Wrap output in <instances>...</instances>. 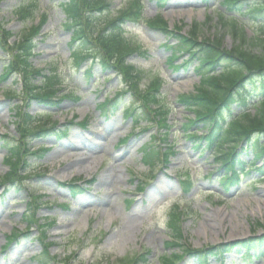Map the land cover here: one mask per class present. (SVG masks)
I'll use <instances>...</instances> for the list:
<instances>
[{
	"label": "rangeland",
	"instance_id": "374dc122",
	"mask_svg": "<svg viewBox=\"0 0 264 264\" xmlns=\"http://www.w3.org/2000/svg\"><path fill=\"white\" fill-rule=\"evenodd\" d=\"M19 1L0 0V23L14 34L11 40L30 25V22L18 21L12 14L13 6ZM38 1L47 13V21L28 61L46 71L48 63H52L64 81L62 92H74L62 100L57 109L48 111L32 102L29 111L43 115L49 112L51 120L60 123L68 122L71 117L86 119V124L72 127L63 139L53 134L35 139L27 135L21 141L19 127L13 123L14 107L19 100L6 95L8 90L18 89L17 74L13 72L5 81H0V135L14 137V142L6 144L5 149L0 142V175L7 172L4 163L7 151L14 152L25 146L30 152L39 150L36 155L24 156L28 166L20 179L13 184H0V264H42L44 258L35 256L44 246L48 247L49 256L55 255L57 264H65L60 259H68V264H116L119 259H133L138 253H145L148 259L145 264H158V256L183 249L165 246L169 239L166 220L172 203L183 208L179 223L183 245L216 246L264 234V182L246 185L249 177L242 178L239 187L221 197V188L215 180L218 174L213 170L211 158L193 150V142H184L179 134L174 139L173 133L186 114L176 99L179 94L190 92L198 82L194 64L174 66L187 55L169 62L170 52L163 44L167 39L160 32L143 22L124 28L126 37L137 48L128 61L145 70L142 87L155 76L161 78L159 101L167 111L165 126H158L149 115L136 128L132 117L121 114L119 100V109L113 115L98 108L105 95L111 97L116 88L122 86L119 75L102 74L95 67L90 79L84 80L81 75L86 62L76 68L68 61L69 33L62 26L64 15L59 7L62 0ZM125 1L111 0L113 8H119ZM143 2L146 19L159 14L171 27L177 24L187 31L192 22H203L209 16L211 20L204 26V32H218L216 19L220 7L217 0ZM238 19L248 32L259 25L244 16ZM223 34V45L229 47L230 35L225 30ZM173 43V40L168 41V44ZM6 61L5 51L0 46V73ZM130 99L125 94L123 103ZM142 145H147L148 150H165L168 160L152 167L145 165L141 160ZM260 163L259 160L256 165ZM187 174L193 185L188 193H183L180 178ZM71 179L91 183L71 192L63 184ZM24 221L31 224L28 231ZM48 222L43 227L45 233L39 234L38 225ZM14 230L21 233L7 239ZM214 257L208 258L209 264H216ZM222 259L223 264H243L241 254L234 251L225 253ZM263 261L264 256L252 257L245 264H264ZM197 262V258L190 257L176 264ZM133 264L143 263L138 259Z\"/></svg>",
	"mask_w": 264,
	"mask_h": 264
},
{
	"label": "trees",
	"instance_id": "16d2710c",
	"mask_svg": "<svg viewBox=\"0 0 264 264\" xmlns=\"http://www.w3.org/2000/svg\"><path fill=\"white\" fill-rule=\"evenodd\" d=\"M220 5L224 6V11L231 10L233 14L263 20V30L254 31L253 35L249 36L244 28L232 21L231 17L225 18L224 15H220L218 26L232 39V45L225 48L224 34L202 36L201 24L197 22H194L191 30L184 35L169 30L164 20L157 16L147 20L146 23L167 37L175 38L176 44L171 47L172 49L180 50L182 53L187 52L189 60H197L195 70L200 75V82L194 93L179 96L184 108L193 113L192 118L188 117L183 122L181 135L183 134L182 136L188 140H196L197 144L193 145L195 149L202 147V150H209L213 154L214 161L219 163V168L223 171L217 181L220 185L226 186L239 183L242 176L252 177L253 173L264 180V0H220ZM61 7L66 16L64 25L72 31L69 43L71 64L77 67L91 58L90 64L97 62L102 71L111 70L120 74L125 83L121 94L129 93L131 98L125 114L133 116L135 124L152 111L160 113L159 109L150 108L151 104L158 105V80H155L146 91H139L137 82L141 72L125 62L126 56L133 48L124 39L121 30L125 23L141 19V1H128L126 6L113 16L109 15L111 12L109 0H68L67 3L61 4ZM36 10V0H28L18 5L14 12L19 19L25 20L33 18ZM44 22L43 16L36 26L30 27L24 33L20 43H16L19 45L15 46L17 53L11 65L14 69L17 68L27 74V77H23L26 99H36L38 103L51 108L56 107L62 99L53 100L59 91L60 79L52 73L43 75L39 85L33 84L30 80L33 74H42L38 69L25 66L26 54L32 48L31 40ZM175 30L179 31V27ZM1 32L5 38L9 35L4 30ZM84 74H90L89 68L85 69ZM258 95L260 99L252 114L243 111L235 114L231 112L232 104L246 107L247 99ZM118 99L119 94L112 99L107 98L100 104V108L106 111L111 108L114 110L119 103ZM142 107L144 109H141ZM136 108L141 110L140 114L135 115ZM17 114L20 117L17 126L21 137L31 134L32 137H37L49 133L61 136L68 130L57 128L56 121L51 123L52 126L45 127L46 129L37 130L33 127L38 122L32 121L31 115L26 112L21 114L17 112ZM45 119L47 122L50 121L49 116ZM199 130H202L200 135H198ZM16 150V162H18L21 154L26 152V148ZM250 150L253 152V158L247 161L241 159V155L248 156ZM258 159L262 161L260 166H256ZM16 162L10 163V172L5 178L9 183L17 169ZM252 182L253 179L249 183ZM73 183L68 184L71 189L77 187L76 185L74 187ZM181 183L185 191L191 186L188 178ZM181 214L183 211L174 204L167 221L170 240L166 241L165 246H179L183 249L170 255L165 253L160 255V264H176V261L190 257L197 258V264H209L210 256H215L216 260H220L217 264H222V255L226 251L235 249L240 252L242 248L244 249L242 259L251 256L249 250H252L253 255L257 257L264 254V234L257 238L199 249L181 245L182 234L179 226ZM42 257L44 258L42 264H48L50 260L53 264H57L55 257L49 256L47 251ZM139 258L143 261L147 260L144 255Z\"/></svg>",
	"mask_w": 264,
	"mask_h": 264
}]
</instances>
